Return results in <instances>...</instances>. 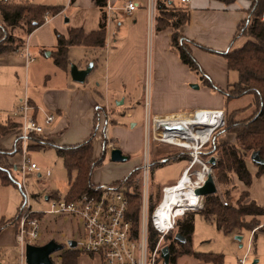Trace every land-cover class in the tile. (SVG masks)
<instances>
[{
    "label": "crops",
    "instance_id": "obj_1",
    "mask_svg": "<svg viewBox=\"0 0 264 264\" xmlns=\"http://www.w3.org/2000/svg\"><path fill=\"white\" fill-rule=\"evenodd\" d=\"M68 1H70L69 7L71 6L75 10L73 26L66 25L71 22L70 18L67 19V22L62 20L63 11L55 17L47 18L42 26L27 36V49L30 47L48 49L51 50L50 56L56 46V34L67 38L71 28L81 27L85 34L98 30L102 14L92 0ZM130 2L135 5V9L133 11L124 10V6ZM147 2L148 0H107V7L110 8V11L105 9V47L102 49H91L82 45L71 47L68 51L70 64L68 69L57 68V71L53 73L54 80L49 78L48 81H44L37 87L35 85L30 87L27 84L24 98L19 100L20 103L24 99L27 100L31 108L29 113L37 122L41 123L46 115L54 117L52 126L38 136L58 147L74 146L87 140L94 132V117L99 111L98 131L93 139V158L96 159L100 153L103 136L106 140L103 162L110 171H112V167L119 169L123 179L133 170L140 168L142 162V156L135 158H130V156L137 155L143 150L144 107L139 125L131 120L132 114L123 112L132 110L135 104H138L140 108L142 107L141 96L144 101L146 84L148 85L150 107L155 115H173L175 112L191 109L224 110L223 106L228 103L221 93L213 91L188 67L182 64L179 57L172 51L170 47L172 29L161 32L155 31L158 4H167L170 9L187 10L189 22L180 29V33L186 40L208 50L194 49L195 52L193 51V53H196V60L199 61L197 62L206 76L217 87L226 88L227 85L236 81L229 83L230 71L227 70L225 60L216 52L237 50L248 40L246 37L237 39L234 37L239 23L248 17L247 12L251 6L249 0H236L231 5H224L216 0H189L187 3H182L181 0H154V22L152 26L148 24ZM74 48L82 50V54L77 59L72 57ZM4 56H7L9 62L13 61L11 65L16 67L13 65L17 61L15 53L0 56V62H3ZM20 57H23L22 53H20ZM102 58L103 83H96V80L93 81L94 79L87 81L89 74L93 73L100 65L102 66L99 63ZM83 60H85V67H81ZM35 62L36 60L26 64L24 61L25 69L27 70L29 65ZM72 65L76 66L78 70H84L89 65L91 66V71L83 84L72 81L69 74V68ZM12 84L13 82L9 78L0 81V103L6 100L4 90L12 87ZM193 85L198 86V89L192 88ZM15 104L16 102L12 101L11 106H15L14 112L11 110L4 112L13 115V118H8L0 124L9 122L19 124L20 119L17 112L21 105L16 106ZM249 110L247 111L250 115L253 109ZM118 116L129 120L130 131L119 126ZM101 129H103V135H101ZM18 138L19 127L16 131L0 138V151L13 150ZM131 138L137 140H135L137 142L136 148L130 147L129 140ZM32 144L34 142L31 140L28 154L30 152L42 153V159H44L41 161L42 167L34 162L38 169L40 168L38 171L28 173L23 177L19 168L22 161L19 140L18 152L7 158L13 166L15 182L17 183L16 175L19 174L24 186L30 175L38 173V177H41V171H44L46 175L52 174V168L44 167V165L48 164L49 166L57 155L54 149H31ZM155 144L182 150L175 145L164 142H155ZM112 146L114 149H119L127 157L126 163L121 162L112 166L109 158ZM186 167L187 165L183 170ZM92 176L91 183L97 186L118 182H112V173L105 179V183H98L99 174H96V180L92 182ZM22 183L21 185L17 183L10 186L0 184V222L6 223L0 231V264H4V262L12 264L19 255L15 240L17 229L9 221L18 216L19 208L24 202L17 192L22 194L24 191L22 190ZM51 192L57 191H43L42 193L44 200L47 201L45 203L47 206L49 200L47 195ZM149 192L151 195L150 189ZM38 218L42 223L45 216H38ZM10 260L13 262L10 263Z\"/></svg>",
    "mask_w": 264,
    "mask_h": 264
},
{
    "label": "trees",
    "instance_id": "obj_2",
    "mask_svg": "<svg viewBox=\"0 0 264 264\" xmlns=\"http://www.w3.org/2000/svg\"><path fill=\"white\" fill-rule=\"evenodd\" d=\"M94 5L101 12V21L98 30L85 34L84 29L71 28L68 37L56 34V46L50 56L55 65L67 70L69 67L68 51L71 47L82 45L91 49H102L106 40V14L107 0H92ZM224 5H231L236 0H216ZM251 6L247 12V19L237 26L234 39L247 37L244 45L234 51L216 52L225 62L227 70L237 74L236 82L221 89L214 85L206 76L201 66L198 64L194 49L205 50L198 44L186 40L180 33V29L189 22V14L186 9H170L167 4H158V15L156 17L155 31L161 32L172 29L170 47L179 57L182 64L197 75L200 80L209 86L213 91L221 93L225 97L226 103L237 100L244 96L251 97V103L242 109L232 111L230 116H226L225 127L216 132L210 141L209 146L200 157L208 160L210 157L216 159L212 166L213 178L216 184H226L232 182L231 175L244 188L251 185V172L248 168V161L253 153H257L261 160H264V0H249ZM63 11L60 6L33 5L26 2L13 3L10 0H0V56L15 53L25 44L24 39L18 37L14 30L18 29L29 36L35 29L45 23L47 18L55 17ZM208 51V50H205ZM253 109L249 117L237 120L236 116ZM99 111L94 117V132L82 143L74 146L58 147L43 140L40 136H31L34 142L31 149H54L62 159L63 167L69 176V189L66 195L61 196L57 192L48 194V199L74 202L84 194H90L97 185L91 183V176L95 167L102 164L105 157L106 140L102 136L100 153L96 159L93 158V139L98 131ZM19 124L9 122L0 124V138L18 129ZM221 134L233 136L235 143L228 141H218ZM103 135V129H101ZM18 152V140L11 151H0V184L2 186L16 185L13 177V166L7 158ZM183 159V153L161 158L151 164V173L155 167L162 166L171 161ZM251 161V160H250ZM252 163V162H251ZM256 176L264 180V165L254 164ZM74 173L73 179L71 175ZM140 168L133 170L123 180L111 185L123 189L128 200L126 219L130 222L132 234L137 236L140 215V196L135 178L139 175ZM236 206L228 202H220L219 197L210 195L205 197V209L198 213L206 219L209 215L215 217V224L225 232L232 229H246L250 233L261 229V218H264V205L258 206L249 199L247 191H242ZM154 197L151 194L149 206L151 211ZM159 202V201H158ZM187 213V212H186ZM183 217H187V214ZM247 218H250L247 221ZM18 216L9 221L17 229ZM5 222H0V231L5 227ZM178 232L185 242L181 244L175 238L170 239L172 231L165 236L163 245L168 246L170 259L169 264H176L180 255H187L205 264H224L222 255L218 254H198L191 249V220L176 225ZM17 233V232H16ZM159 239L158 233L149 226L148 244L153 247ZM171 240V241H170ZM167 241H170L167 243ZM176 244H180L183 251H176ZM81 255L78 250L63 251L60 264H77V259Z\"/></svg>",
    "mask_w": 264,
    "mask_h": 264
},
{
    "label": "rangeland",
    "instance_id": "obj_3",
    "mask_svg": "<svg viewBox=\"0 0 264 264\" xmlns=\"http://www.w3.org/2000/svg\"><path fill=\"white\" fill-rule=\"evenodd\" d=\"M13 3L26 2L33 5H42V6H60L63 7L62 12V20L71 19L70 23H67V26H73L74 19V9L70 6V1L68 0H10ZM81 14V13H80ZM262 20H264V16H262ZM0 25H1V17H0ZM14 33L24 39V46L15 52V58H17L16 63L13 65L7 60V56L3 57V62H0V81L5 79H11L13 84L12 87L5 89V98L6 100L0 103V122L13 118V115H8V113H4L5 111H15V106L12 105V101L16 102V106L21 103L20 99L24 98L25 94V86L29 84L30 87H37L39 84H42L44 81H48L49 78L54 80L53 73L57 71V66L55 65L53 58L48 56L51 50H43V48L39 47H30L29 53L31 57L36 60L35 63H31L29 68L25 69L24 58L20 57V53H23L26 48V38L27 35L23 33L21 30H14ZM247 38V37H246ZM195 52V50H194ZM82 54V50L74 48L72 50V57L76 59L78 56ZM196 53L194 54V56ZM100 56V55H99ZM98 56V57H99ZM196 58V57H195ZM222 60V59H219ZM198 61V60H197ZM199 62V61H198ZM102 66L100 65L93 73L89 74L87 77V81L96 80V83H103V58L100 60ZM39 64V65H38ZM85 60H83L81 67H85ZM71 67V66H70ZM60 69V68H58ZM70 74V68H69ZM48 76V78H47ZM28 77V79H27ZM236 81V74L230 72L229 83ZM35 83V84H33ZM220 88H224L219 86ZM31 89V88H30ZM141 105L140 108L138 104L133 106L132 110H127L123 113L132 114L131 120L135 121L137 125L141 123V119L143 116V97L141 96ZM250 96H244L237 100H231L227 104H225L223 109L226 116H230L233 110H237L240 108L247 107L248 103H251ZM124 111V110H123ZM250 111V110H249ZM249 111H245L243 114H239L236 116L237 120L245 119L249 115ZM4 113V114H3ZM117 116V115H116ZM119 126H123L130 131L129 120L126 118L117 117ZM113 126V125H112ZM212 139V138H211ZM136 140V139H135ZM130 139V147L136 148L137 140ZM218 141H228L230 143H235V139L233 136L228 134H221L217 138ZM169 144V143H167ZM209 145H207L208 147ZM201 150V153L206 150V148ZM179 148V147H178ZM54 151V150H53ZM55 152V151H54ZM183 152V159L177 161H171L162 166H157L153 169V172L150 176V191L154 197V201L152 202L153 206L155 203H159L161 199V188L163 186H169L175 184V182L180 177L183 168L188 165L191 161L189 154L183 150H178L175 147L167 146V145H158L154 142L150 143V161L151 163L157 161L164 157H169L173 155H177ZM42 153L38 154L36 152H30L28 155L32 159L30 161L33 164H37L42 167ZM56 154V153H55ZM56 158L52 161V163L48 166L45 164L44 167H50L53 170L52 174L46 175L44 171H41V177H38V173L30 175L25 182L24 191L22 194L18 192L21 197L22 202L25 200L24 197H27L29 206L34 212H43L48 209L47 201L44 200V195H42L43 191H57L61 196L66 195L69 189V176L66 173L65 169L62 166V160L60 157L55 155ZM136 156H142V152L140 151L137 155H131L130 158H135ZM211 158V157H210ZM209 158V159H210ZM201 159V157H200ZM208 159V160H209ZM208 160L201 161L204 165L210 169V173L213 175L212 166L208 164ZM248 161V168L251 172V185L248 188H244L240 183H238L234 176L231 175L232 182H226V184H216V194L214 196L219 197L220 202H228L233 206H236L238 199L241 197L240 194L242 191H247L249 195V199L254 201L256 205L263 206L264 205V180L262 177L256 176V169L254 165L251 163L250 159ZM35 162V163H34ZM112 162V161H111ZM216 162V159H215ZM121 162H112V166L114 164H119ZM126 163V162H122ZM35 164V165H36ZM36 165V166H37ZM37 166V167H38ZM40 169V168H39ZM202 171V166L196 164L191 172H200ZM112 173V182L121 181V171L119 169H114L112 167V171L106 168L105 162H103L100 166H97L93 170L92 182L96 180V174H99L98 183H105V179L108 175ZM74 173L71 175L73 179ZM138 177L135 178V182L139 187ZM195 178V177H194ZM16 180L19 185H21V177L20 175H16ZM214 180V178H213ZM103 181V182H102ZM205 197H200L199 204H201L202 209H205ZM154 209V208H153ZM200 210L189 211L187 217H180L176 220L180 225L187 220H191L192 231H191V249L194 253L198 254H218L222 255L224 259V264H264V218H261L262 227L259 230L250 233L246 229H232L228 232H225L222 228L218 227L215 224V217L209 215L206 219L204 216L200 215L198 212ZM149 212L151 211V207L149 206ZM186 213V214H187ZM250 218H247L249 221ZM176 225L170 235V239L176 236ZM82 226L78 220L66 217V216H57V215H46L45 219L41 223V230L39 232V237L37 241L32 242L37 245H44L50 240H54L56 243L62 245V249L53 253L50 256V260L53 264H60L61 262V254L63 251L68 250L67 242L69 240H74L80 244L81 242V234H82ZM239 238V240L237 239ZM171 241V240H170ZM170 241H167L169 243ZM183 244V243H181ZM176 251H183L180 244H176ZM5 261L7 259L5 258ZM241 261H244L243 263ZM13 260H10L12 263ZM6 264V262H4ZM77 264H99V258L97 256H89L81 253V255L77 259ZM163 264V263H160ZM176 264H205L202 263L193 257L187 255H180L177 258Z\"/></svg>",
    "mask_w": 264,
    "mask_h": 264
},
{
    "label": "built area",
    "instance_id": "obj_4",
    "mask_svg": "<svg viewBox=\"0 0 264 264\" xmlns=\"http://www.w3.org/2000/svg\"><path fill=\"white\" fill-rule=\"evenodd\" d=\"M187 3L189 0H181ZM135 5L127 3L124 10L133 11ZM106 10L110 8L106 6ZM147 16L149 26L153 25L154 0L147 2ZM46 21V20H45ZM26 64L34 61L27 48L22 53ZM148 85L145 86L144 107V140L142 150V162L138 177L140 196V215L138 234L134 237L131 231L130 222L126 219L128 200L123 189L112 185L96 186L92 193L84 194L74 202H66L63 199L48 200V209L43 212H34L29 206L27 197L19 208L17 233L15 236L19 255L12 264H27L25 258V246L27 244L39 246L32 242L37 241L41 230V220L38 216L57 215L71 217L79 221L82 226L81 242L76 243L75 248L68 250H78L79 252L97 256L99 264H160L163 263L160 254L164 247L165 236L173 231L176 220L186 212L201 210L198 205L192 209L183 211L182 215H176V205L170 206L168 214L159 213L162 204L167 196L173 193V189L179 181L187 175L189 181L187 187L193 191L201 186L206 178H198L199 172H191L196 164L202 166V171L206 169V174L210 169L201 161V150L210 144L212 136L225 127V114L221 109H191L175 112L173 115L153 114L148 94ZM30 106L24 99L18 109L20 119L19 143L21 147L22 161L19 165L23 177L28 173L38 171V167L30 161L28 148L31 143V136H38L44 133L45 129L52 126L54 117L46 115L43 121L37 122L30 115ZM194 118V120L192 119ZM186 119L192 120L186 122ZM210 130L206 132V128ZM203 134V135H202ZM180 138L182 146L175 144L165 138ZM164 142L175 145L189 154L191 161L181 173L179 179L173 185L161 188V199L149 212L150 199V143ZM186 144V146H185ZM113 145V144H112ZM114 149L112 146L111 151ZM195 177V178H194ZM22 190L24 184L22 183ZM151 226L159 235L155 246L148 244V229ZM242 263L244 261H241Z\"/></svg>",
    "mask_w": 264,
    "mask_h": 264
},
{
    "label": "water",
    "instance_id": "obj_5",
    "mask_svg": "<svg viewBox=\"0 0 264 264\" xmlns=\"http://www.w3.org/2000/svg\"><path fill=\"white\" fill-rule=\"evenodd\" d=\"M67 21L68 20L65 19V22ZM90 71H91L90 65L84 70H78L76 66L72 65L70 67V77L74 83L83 84L86 80V77L90 73ZM191 87L194 89H198V86L196 85H193ZM109 158L112 162H125L127 160V157L124 156L119 149H113L110 152ZM250 160L254 164L264 165V160H261L257 153H253L250 157ZM208 164L210 166H214L215 158L211 157L208 160ZM216 192L217 190L214 184L213 176L210 172L206 174V178L203 184L194 190V193L197 197H206V196L214 195L216 194ZM237 239L239 240V238ZM175 240H177L180 243L185 242V239L179 233L176 234ZM67 245L70 248H75L76 243L70 240L67 242ZM61 249H62V245L56 243L54 240H50L46 244L41 245V246H34V245L27 244L25 246L26 263L27 264H53L50 260V256L53 253L60 251ZM160 257L163 261V264H169L170 253H169L168 246H164L161 249Z\"/></svg>",
    "mask_w": 264,
    "mask_h": 264
},
{
    "label": "bare ground",
    "instance_id": "obj_6",
    "mask_svg": "<svg viewBox=\"0 0 264 264\" xmlns=\"http://www.w3.org/2000/svg\"><path fill=\"white\" fill-rule=\"evenodd\" d=\"M194 120V118H192ZM186 122L192 123L190 119H186ZM207 133L210 130V127L206 128ZM203 135V134H202ZM177 137V136H176ZM168 141H171L175 144L182 146V141L179 137L177 138H165ZM186 146V144H185ZM187 147V146H186ZM211 171V170H210ZM206 176V169L204 172H199L198 178L203 179ZM189 178L185 175L182 180L179 181V184L173 189V193L166 197L164 203L159 209V213L161 214H168L170 206L176 205V215H182L183 211L192 209L196 207L199 203L200 197H197L193 191V189L187 187V183Z\"/></svg>",
    "mask_w": 264,
    "mask_h": 264
},
{
    "label": "flooded vegetation",
    "instance_id": "obj_7",
    "mask_svg": "<svg viewBox=\"0 0 264 264\" xmlns=\"http://www.w3.org/2000/svg\"><path fill=\"white\" fill-rule=\"evenodd\" d=\"M178 234V232H176ZM175 238V237H174Z\"/></svg>",
    "mask_w": 264,
    "mask_h": 264
}]
</instances>
